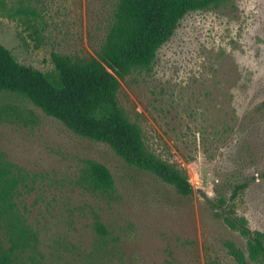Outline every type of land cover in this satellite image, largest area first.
Here are the masks:
<instances>
[{
	"label": "rangeland",
	"instance_id": "obj_1",
	"mask_svg": "<svg viewBox=\"0 0 264 264\" xmlns=\"http://www.w3.org/2000/svg\"><path fill=\"white\" fill-rule=\"evenodd\" d=\"M117 1L6 0L13 13L36 9L45 26L36 38L0 8V43L44 72L53 53L96 58ZM118 103L148 151L187 175L192 196L22 97L0 93V157L19 180L14 222L38 237L15 264H236L225 243L246 249L247 240L213 204L247 183L230 208L264 232V0H225L186 14L151 68L120 81ZM93 161L111 171L112 190L92 183ZM10 223L0 218L3 250L11 247Z\"/></svg>",
	"mask_w": 264,
	"mask_h": 264
},
{
	"label": "trees",
	"instance_id": "obj_2",
	"mask_svg": "<svg viewBox=\"0 0 264 264\" xmlns=\"http://www.w3.org/2000/svg\"><path fill=\"white\" fill-rule=\"evenodd\" d=\"M224 1L118 0L97 57L82 59L53 53V68L48 72L21 64L0 43V93L33 103L76 135L108 145L128 165L156 176L182 197H190L194 189L187 175L150 153L139 127L125 117L118 103L120 81L137 70L151 68L160 48L172 38L186 14ZM0 8L29 35L40 36L45 21L36 9L21 6L13 13L6 8V0H0ZM89 173L97 189L109 191L115 187L106 165L90 162ZM18 185L19 180L11 176L0 157V218H9L13 229L11 247L0 249V264H15L17 253L31 249L32 241L38 238L26 222H14L13 197ZM247 186L236 185L230 199L220 197L213 207L217 218L247 240L246 249L233 241L225 243L234 262L264 264V232L251 230L248 220L230 208ZM98 230L104 235L108 232L102 224Z\"/></svg>",
	"mask_w": 264,
	"mask_h": 264
}]
</instances>
